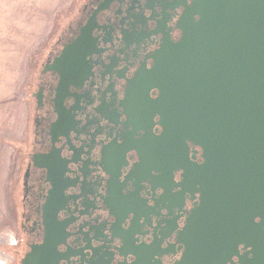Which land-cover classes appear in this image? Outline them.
<instances>
[{
  "label": "flooded vegetation",
  "instance_id": "obj_1",
  "mask_svg": "<svg viewBox=\"0 0 264 264\" xmlns=\"http://www.w3.org/2000/svg\"><path fill=\"white\" fill-rule=\"evenodd\" d=\"M191 2L82 0L73 12L34 79L5 264H264V194L204 213L199 185H184L204 149L165 131L146 107L160 91L137 81L180 39Z\"/></svg>",
  "mask_w": 264,
  "mask_h": 264
},
{
  "label": "water",
  "instance_id": "obj_2",
  "mask_svg": "<svg viewBox=\"0 0 264 264\" xmlns=\"http://www.w3.org/2000/svg\"><path fill=\"white\" fill-rule=\"evenodd\" d=\"M178 28L137 81L160 91L146 107L165 131L204 149L184 180L201 210L241 211L264 194V0H192Z\"/></svg>",
  "mask_w": 264,
  "mask_h": 264
},
{
  "label": "rangeland",
  "instance_id": "obj_3",
  "mask_svg": "<svg viewBox=\"0 0 264 264\" xmlns=\"http://www.w3.org/2000/svg\"><path fill=\"white\" fill-rule=\"evenodd\" d=\"M81 1L0 0V238L16 216L12 182L18 153L31 134L38 67Z\"/></svg>",
  "mask_w": 264,
  "mask_h": 264
}]
</instances>
